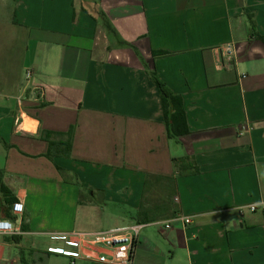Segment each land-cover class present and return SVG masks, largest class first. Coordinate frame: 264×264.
I'll return each mask as SVG.
<instances>
[{"label":"crops","instance_id":"obj_1","mask_svg":"<svg viewBox=\"0 0 264 264\" xmlns=\"http://www.w3.org/2000/svg\"><path fill=\"white\" fill-rule=\"evenodd\" d=\"M71 126L70 156H44ZM0 181L25 207L0 264H73L50 234L137 222L133 264H264V210L239 211L264 201V0H0Z\"/></svg>","mask_w":264,"mask_h":264},{"label":"built area","instance_id":"obj_2","mask_svg":"<svg viewBox=\"0 0 264 264\" xmlns=\"http://www.w3.org/2000/svg\"><path fill=\"white\" fill-rule=\"evenodd\" d=\"M223 52L224 60H221V65L224 68H229L235 53L234 45L232 43L225 44ZM30 75L31 72L27 71V76ZM244 209H248L250 212L264 210V201L249 204L240 208L239 211L243 213ZM24 210V204L17 201L11 206V219L0 217V236H16L22 233L21 229L14 226L13 218L22 216ZM177 219L182 220L184 224L191 222L189 217L182 216H175L172 220ZM145 225V223L137 222L105 232L50 234L51 243L46 250L48 253L69 258L73 264L81 259L103 264H133L140 232ZM170 227L171 225L168 223L166 228Z\"/></svg>","mask_w":264,"mask_h":264},{"label":"trees","instance_id":"obj_3","mask_svg":"<svg viewBox=\"0 0 264 264\" xmlns=\"http://www.w3.org/2000/svg\"><path fill=\"white\" fill-rule=\"evenodd\" d=\"M106 29L110 32H114L107 19L102 16ZM152 80L159 90L161 107L163 112V119L167 129V135L170 139H177L179 137L188 135L190 133L188 122L186 118V112L181 95L172 92L162 81H160L155 73H152ZM75 133V126H71L66 133H52L43 132L41 138L47 142V151L44 156L53 160L55 157L68 158L71 153L73 139ZM58 138L57 140L54 138ZM179 159H174V163H178ZM58 171L64 172L62 168L57 167ZM0 191L5 193L7 191L6 186L0 181ZM4 202H0V217L12 218L11 206L17 202L18 199L11 195L6 194Z\"/></svg>","mask_w":264,"mask_h":264}]
</instances>
